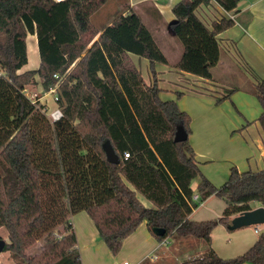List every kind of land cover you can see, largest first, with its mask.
<instances>
[{
	"label": "trees",
	"instance_id": "16d2710c",
	"mask_svg": "<svg viewBox=\"0 0 264 264\" xmlns=\"http://www.w3.org/2000/svg\"><path fill=\"white\" fill-rule=\"evenodd\" d=\"M214 1L229 12L239 0ZM105 2L0 0V227L7 232L3 251L18 264H82L70 217L85 211L112 255L145 222L158 241L175 235L206 242L202 256L180 264H264V229L233 257L219 256L210 244L217 225L228 228L231 216L254 208V202L264 207V169L238 171L231 166L220 186L201 173L188 137L173 140L178 125L189 136L190 116L175 100L159 96L153 66L166 63L164 54L133 10L96 27L91 17ZM209 2L178 0L168 25L182 45L174 67L207 80L220 56L217 35L234 24L222 16L205 25L195 11ZM28 34L36 37L39 64L20 71L27 63ZM130 54L149 61L152 83L144 81ZM36 77L44 92L55 86L52 106L62 117L53 123L43 105L23 91ZM252 88L261 109L256 120L264 134V77ZM228 92L216 102L228 98L232 90ZM106 140L118 163L106 160ZM45 177L53 187L44 184ZM195 193L200 202L212 195L222 199V215L189 219L198 206ZM137 194L152 206L145 207ZM154 228L165 232L155 235ZM38 243L42 248L26 254Z\"/></svg>",
	"mask_w": 264,
	"mask_h": 264
},
{
	"label": "crops",
	"instance_id": "0c3cea01",
	"mask_svg": "<svg viewBox=\"0 0 264 264\" xmlns=\"http://www.w3.org/2000/svg\"><path fill=\"white\" fill-rule=\"evenodd\" d=\"M177 1L129 0V8L122 11L126 13L133 10L139 15L142 22L144 17L146 21L149 20L153 25V28L149 31L157 44L155 37L159 34L158 25L160 23L164 24L167 27L166 31L170 32L168 25L174 20L171 7ZM208 4L210 7L207 6L203 12L213 16L208 23H205L197 15L205 25L209 26L212 21L220 16H227V13L218 5L211 1ZM213 4L215 6H212ZM140 5H146L147 7L146 9L142 8V12H139L136 8ZM201 6L198 8H201ZM228 14L233 15L234 24L217 35L220 56L216 65L211 69L212 78L210 80L180 71L174 67L182 53L181 43L177 44L176 59L171 62L168 54L161 50L166 58V63L164 66L157 67L154 63L153 66L157 85L161 89L160 98L175 100L179 108L190 116L191 133L188 136L189 143L195 153L201 173L215 186H220L227 179L226 177L223 180L225 175L229 174L230 167L236 166L230 164L234 159L237 161L236 168L238 171L264 169V164H258V162L264 161V134L256 120L260 112L253 113L251 116L240 112L242 119L235 115L228 105L223 103L226 99H233L234 105L243 104L245 109L251 105L257 107L259 105L252 92V87L255 81L264 77V0H239L236 7ZM148 17L151 19L155 17V19L150 20ZM111 21L108 20L105 26L110 24ZM166 37L168 43L171 42L169 41L171 38L174 43L178 41V39H173L169 35H166ZM165 44L167 43L165 42ZM157 46L160 48L158 44ZM130 57L133 60L132 54H130ZM148 66L150 67V63ZM20 71L24 70L20 69ZM151 78L152 81L148 80V83L153 82L152 73ZM229 90H232L229 97L217 103L216 99L228 94ZM177 92H180L181 95L176 96ZM53 108L54 106L51 107V109ZM250 128H255V134L251 138L247 137V142L242 143L243 141L238 140V136H240V133L245 132L249 135ZM222 180L223 182H221ZM197 183L198 178L192 182V186L195 187ZM137 196L145 207L152 206V203L142 195L137 194ZM212 196L194 208L188 218L205 220L218 217V214H214L215 216L210 218L204 216L194 217L196 209L208 202ZM207 212L204 211L203 215ZM70 221L76 235V246L78 250L80 249L82 264H92L93 257L98 254V249H102V246H104L103 241L85 211L71 215ZM218 226L224 225L220 224ZM0 231L7 238V232L3 227H0ZM233 234H237L233 240L221 243L215 240L214 232H211L210 244L219 256L224 257L223 255H226L229 257L242 253L254 243L259 235L257 233L254 236H246L239 233V231ZM167 241L168 244L160 245V241L149 232L145 222H142L133 233L123 240L121 250L118 254L112 255L111 259L127 260L131 264H141L143 261L148 260V257L155 256L154 261H149V263L174 264L181 258L179 251L184 253L183 259L200 257L205 252V246H201V243L194 241L191 237H176L174 241L173 239L171 241L167 239ZM170 242H172V247L169 245ZM195 244L197 245L195 246ZM188 245H192V247ZM92 246L95 247L88 251L87 257L84 256L81 249Z\"/></svg>",
	"mask_w": 264,
	"mask_h": 264
},
{
	"label": "rangeland",
	"instance_id": "374dc122",
	"mask_svg": "<svg viewBox=\"0 0 264 264\" xmlns=\"http://www.w3.org/2000/svg\"><path fill=\"white\" fill-rule=\"evenodd\" d=\"M205 5V4H204ZM209 6V4L203 6H201V8H198L196 9V14L205 22V23H208V21L213 17L211 14H204L203 12L205 11L206 7ZM212 6H215L214 4ZM146 5H140L138 6L136 9L139 11V12H142L141 9H146ZM210 7V6H209ZM126 8H129V0H106V2L104 3L103 6H101V8L91 17V20L93 22V24L98 27V28H102L103 26H105L106 22L108 20H113L116 16H118L120 14V12L123 10V9H126ZM211 9V8H209ZM210 16V17H209ZM205 17H209V18H205ZM148 19L152 20V19H155V17H152V19L150 17H148ZM144 25L146 26V28L148 30H151L153 28V25L152 23L147 20L146 21V18L144 17ZM159 34L156 35V41L158 42L157 44L160 46V50H164L168 56H169V59L170 61L172 62L174 59H176V56H177V44L180 43V41L178 42H173L172 38L170 43H168V39L166 37V35H169L171 37H173V39H177L175 36H173V34H171L170 32H167L166 29L167 27L160 23L159 25ZM167 33V34H166ZM165 42L167 44H165ZM26 43H27V63L22 66L21 70H27V69H36L38 67V64H39V55H38V51H37V44H36V37L35 35L33 34H28L27 37H26ZM29 46H32V49L31 47ZM163 53V52H162ZM133 55V63L134 65L140 70L141 72V75L144 79V81H146V83H148L149 81L151 82L152 81V78H151V73L150 72L151 68L148 66L149 65V62L147 59L145 58H142V57H139V56H136L134 54ZM148 63V64H147ZM156 64V67L157 66H164V64L162 63H159V62H155ZM162 68V67H161ZM170 70H172V68H170ZM37 79V82L35 84H29V85H26L25 88V93L27 95H29V97H31V99H33L34 101L37 99L38 102L43 105L44 108H42V111L45 113L46 117H47V112L48 110L50 109L51 110V107L53 105V95L51 93L49 94H45L46 92H44L42 86H41V79L36 77ZM149 80V81H148ZM36 94V95H34ZM176 96H177V93H176ZM235 99V98H234ZM256 99V98H255ZM233 100V99H232ZM231 99H226L223 101V103H225V105H228L229 109H231V111L239 116L240 118L243 119L242 117V114L240 112H242L243 114L247 115V116H251L253 113H256V112H260V109H259V105L258 107L255 106V105H251L249 108H244L245 105L241 104L239 106H236L234 105V100L232 102ZM236 100V99H235ZM256 102L257 99H256ZM258 104V103H257ZM179 106V105H178ZM242 108V109H241ZM49 121V119H48ZM50 122V121H49ZM51 123V122H50ZM250 134L248 135L247 132L245 133H240V136H238V140H241L242 143H245L247 142V137H250L253 136L255 134V128H250L249 130ZM245 162V160H244ZM230 164H233V165H236L237 166V161L234 159L232 162H230ZM258 164H261L263 165L264 164V161L263 162H258ZM228 173L225 175L224 179H226ZM223 180L221 182H223ZM43 182L45 185H50L51 187H53V182L51 180V178H48V177H45L43 179ZM219 182V183H221ZM218 183V184H219ZM45 197V195H44ZM145 201V200H144ZM202 202V201H201ZM147 203V202H146ZM252 206H258V203L257 202H254L251 204ZM225 208V203L222 199L216 197V196H212L208 202H206L203 206L199 207L196 209V213L194 214V217H214L215 215L214 214H218V216H221L222 213H223V209ZM204 211H208L205 215L204 214ZM259 229H264V223L263 224H252V225H248V226H242L240 228H236V229H228L224 226H216L212 232H214V238L216 241H219L221 243H224L226 242L227 240H233V238L235 237V235L237 234H233V233H237V231H239V233H242L243 235H246V236H254V235H257V233L254 232V228L257 227ZM233 234V235H232ZM0 238L4 239L5 242H7V238L2 234V231H0ZM167 238V237H166ZM174 241V239L176 238V236H171V237H168L167 239L169 241H171L172 239ZM192 239H194V241H198L199 243H201V246H205V251L207 249V245H206V242L202 239H197V238H194V237H191ZM165 239V238H164ZM181 241H187V240H181ZM104 244V243H103ZM168 244V243H166ZM164 244V245H166ZM170 247H172V242H170ZM187 245V244H185ZM197 244H195L196 246ZM189 247H192V245H188ZM218 246V245H216ZM95 246H92L90 248H82L81 251H82V254H84V256L87 257V254H88V251L92 248H94ZM122 247V246H121ZM42 248L41 247V244H37L36 247H30L27 251H26V254H30L31 251H36L38 249ZM121 250V249H120ZM80 251V249H79ZM97 256L95 255L93 257V263L92 264H111L112 262V254L109 252V250L106 248V246H102V249H98L97 251ZM180 256L181 258L179 259V261H176L174 264H179V262L181 260H183V255L184 253L183 252H180ZM110 254V256H109ZM240 254V253H239ZM238 255V254H236ZM236 255H233V256H236ZM224 257L223 258H227L228 256L226 255H223ZM233 256H229V257H233ZM222 257V256H221ZM150 258L153 259L152 256H150L148 258V260H145L143 261L141 264H151L149 263V261H154V260H150ZM155 259V258H154ZM0 264H18L17 262H15L10 256H9V253L7 251H0Z\"/></svg>",
	"mask_w": 264,
	"mask_h": 264
},
{
	"label": "water",
	"instance_id": "95a60500",
	"mask_svg": "<svg viewBox=\"0 0 264 264\" xmlns=\"http://www.w3.org/2000/svg\"><path fill=\"white\" fill-rule=\"evenodd\" d=\"M187 137L188 136L184 128L181 125H178L174 132L173 140L175 142H180L186 140ZM102 149L104 151L105 158L108 162L110 163L119 162V156L114 151L112 145L108 140L102 143ZM263 223H264V207L257 206L250 210L243 211L233 216L230 220L228 229L232 230V229L240 228L242 226H248L252 224H263ZM153 232L155 235H163L165 231L163 228H154ZM4 245H5L4 239L0 238V251L3 250Z\"/></svg>",
	"mask_w": 264,
	"mask_h": 264
},
{
	"label": "built area",
	"instance_id": "2783aa9c",
	"mask_svg": "<svg viewBox=\"0 0 264 264\" xmlns=\"http://www.w3.org/2000/svg\"><path fill=\"white\" fill-rule=\"evenodd\" d=\"M212 3H214L215 5H218L214 0H210ZM219 6V5H218ZM220 7V6H219ZM221 8V7H220ZM222 9V8H221ZM223 10V9H222ZM225 13H227L226 15V17H228V18H230V19H233L234 20V17H233V15H230V14H228V12L227 11H225V10H223ZM222 16H220L218 19H220ZM218 19H215V20H218ZM2 72L0 71V74H1ZM55 77H56V75H54ZM25 90H26V88H24V93H25ZM54 90H55V86H53V87H51L50 89H49V91H47L45 94H49V93H51L52 95H53V101H55V96H54V94H53V92H54ZM25 95L31 100V101H33L34 102V100L33 99H31V97H29V95H27L26 93H25ZM34 95H36V94H34ZM62 117V113H61V111H60V109L59 108H57V107H54V109H52V110H48V112H47V118L49 119V121L51 122V123H53V122H55V121H57V120H59L60 118ZM124 157H127L128 156V153L127 152H124ZM192 198H193V200L194 201H196L197 203H198V205H200L201 204V202L199 201V196H198V194L197 193H195V194H193V196H192ZM258 225V224H257ZM254 232L255 233H260L261 232V229H259L258 228V226L257 227H255L254 228ZM58 237L60 238L61 236L60 235H58ZM166 243H168V241H167V238H165V239H163V240H161L160 242H159V244L160 245H164V244H166ZM153 257V256H152ZM149 258V257H148ZM154 258H155V256L153 257V259L152 258H150V260H154ZM111 264H131L129 261H127V260H112V262H111Z\"/></svg>",
	"mask_w": 264,
	"mask_h": 264
},
{
	"label": "bare ground",
	"instance_id": "6f19581e",
	"mask_svg": "<svg viewBox=\"0 0 264 264\" xmlns=\"http://www.w3.org/2000/svg\"><path fill=\"white\" fill-rule=\"evenodd\" d=\"M29 47H31V49H32V46H29ZM54 109V108H53ZM52 110V109H51Z\"/></svg>",
	"mask_w": 264,
	"mask_h": 264
}]
</instances>
